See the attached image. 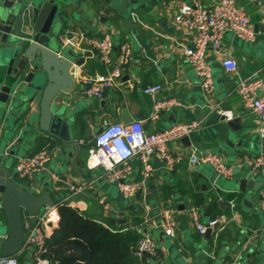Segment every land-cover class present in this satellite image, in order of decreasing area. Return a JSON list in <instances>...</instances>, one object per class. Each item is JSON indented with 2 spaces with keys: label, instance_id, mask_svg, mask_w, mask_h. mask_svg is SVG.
Instances as JSON below:
<instances>
[{
  "label": "crops",
  "instance_id": "0c3cea01",
  "mask_svg": "<svg viewBox=\"0 0 264 264\" xmlns=\"http://www.w3.org/2000/svg\"><path fill=\"white\" fill-rule=\"evenodd\" d=\"M194 1L208 5L215 0H72L62 14L65 17L60 20V35L83 60L73 73L74 140L65 148L61 139L17 121V115L8 119L3 115L0 167L10 170L13 177L38 194L48 189L96 220L118 219L141 235L156 238L158 264H218L220 259L264 264V211L258 205L264 189V143L258 130L261 119L244 106L236 92L237 74L264 77V0H239L256 31L255 42L239 40L232 33L223 38L224 48L238 63L237 74L227 72L221 60L212 51L208 53L216 81L215 93L209 97L193 67L183 58V46L190 43V34L175 22L179 7ZM106 33H113L118 44L122 40L132 43L131 64L123 71L121 86L107 90L103 98H89L82 93L83 78L104 73L106 67L97 49L81 35L101 38ZM153 84L162 86L159 98L174 97L183 104L160 112L156 121L149 118L152 96L144 92ZM34 111H38L37 105ZM222 112L239 117L241 129L233 130ZM133 120H143L147 131L174 123L201 122L189 140L171 144L170 153L175 159L172 167L154 155L153 176L142 187L147 203L142 216L100 169L87 167L88 151L96 135L107 124ZM48 142L51 160L47 168L32 181L16 177L19 158L33 155ZM191 144L201 151L223 153L227 161L237 163L235 176L226 180L210 165H190L185 153ZM257 158L262 159L261 165H255ZM141 170L140 161L135 160L131 172L134 180H142ZM70 184H83L84 188L73 193L68 189ZM102 196L111 202L110 212L99 203ZM192 205L202 210L204 222L214 218L225 221L207 237L192 224L188 211ZM162 207L175 211L174 238L162 229ZM136 218L141 221L134 225ZM24 264L32 262L27 257Z\"/></svg>",
  "mask_w": 264,
  "mask_h": 264
},
{
  "label": "built area",
  "instance_id": "2783aa9c",
  "mask_svg": "<svg viewBox=\"0 0 264 264\" xmlns=\"http://www.w3.org/2000/svg\"><path fill=\"white\" fill-rule=\"evenodd\" d=\"M258 2L259 0H252ZM175 22L182 25L190 34V43L183 46V58L189 63L203 89L205 96L214 95L216 81L214 79L213 65L208 59L210 51L219 58L224 69L232 74L238 73V63L224 48L223 38L226 33H232L236 38L246 42L256 41V31L250 21L248 11L241 6L239 0H215L208 5L198 1L183 3L176 15ZM87 44L96 48L99 59L106 67L104 73H96L83 78L82 93L89 98H103L106 91L122 85L124 69L131 64L133 45L129 40L116 43L113 33H106L101 38H88L81 35ZM236 92L241 97L245 107L261 119L259 133L264 138V77L257 75L241 77L237 74ZM162 86L153 84L144 89L151 95L153 109L149 116L151 121H156L160 112L171 110L174 105H183L178 99L170 97L161 99L157 96ZM226 119L234 117L230 112H222ZM201 122L174 123L169 127L147 131L143 120H133L129 123L115 122L107 124L97 135L96 141L88 151L87 167L90 170L100 169L108 182L117 185L120 194L131 202L135 201L142 192L149 179L153 176V157L158 155L172 167L174 157L170 153L171 144L189 137L190 133L200 126ZM43 146L33 155H24L15 165V175L19 179L34 180L37 174L47 168L51 160L49 144ZM190 165H210L218 176L229 180L235 176L239 166L237 163L227 161L225 155L220 152L207 150L201 151L198 146L190 145L186 150ZM139 160L142 166V180L133 179L131 172L133 163ZM262 159L257 158L255 165H261ZM83 184L68 185L73 193L83 190ZM62 201H67L62 200ZM1 203V196H0ZM99 203L105 212L112 210V204L104 196ZM259 208L264 211V189L261 190ZM161 226L168 237L176 236L175 211L170 207H162ZM189 214L194 228L201 234H205L207 228L224 218H214L203 221V212L199 207L192 205ZM61 215L58 204L46 205L42 212L38 213L36 221H25V243L22 252L32 264H55L46 256V240L55 229L60 226ZM6 235H0L5 238ZM136 253L141 258L137 264H158V241L156 238L143 234L135 245ZM145 258V259H143ZM0 264H19L16 255L0 256ZM218 264H238L237 259L227 261L220 259Z\"/></svg>",
  "mask_w": 264,
  "mask_h": 264
},
{
  "label": "water",
  "instance_id": "95a60500",
  "mask_svg": "<svg viewBox=\"0 0 264 264\" xmlns=\"http://www.w3.org/2000/svg\"><path fill=\"white\" fill-rule=\"evenodd\" d=\"M71 1L0 0V120L17 115V121L61 139L65 148L74 140L73 73L83 64L60 35V20ZM239 123V117L228 120L233 130L241 129ZM0 196V227L5 229L0 235H6L0 238V256L17 255L24 248L25 221H36L46 205L61 197L48 189L38 194L1 167Z\"/></svg>",
  "mask_w": 264,
  "mask_h": 264
},
{
  "label": "trees",
  "instance_id": "16d2710c",
  "mask_svg": "<svg viewBox=\"0 0 264 264\" xmlns=\"http://www.w3.org/2000/svg\"><path fill=\"white\" fill-rule=\"evenodd\" d=\"M60 226L46 240L45 256L55 264H137L135 245L142 236L125 223L109 218L96 220L60 200ZM141 220L135 219L134 225ZM24 264L27 252L16 255Z\"/></svg>",
  "mask_w": 264,
  "mask_h": 264
},
{
  "label": "rangeland",
  "instance_id": "374dc122",
  "mask_svg": "<svg viewBox=\"0 0 264 264\" xmlns=\"http://www.w3.org/2000/svg\"><path fill=\"white\" fill-rule=\"evenodd\" d=\"M23 180L27 181L26 179H23ZM139 193H140L139 196L137 197V199L135 201L131 202V205L134 208L133 210H136L135 212H137L139 215L142 216L143 215L142 210L143 209L145 210L144 207H146L147 203H145V200L143 198V193H141V192H139ZM4 232H5V229L3 227H0V233L3 234Z\"/></svg>",
  "mask_w": 264,
  "mask_h": 264
}]
</instances>
